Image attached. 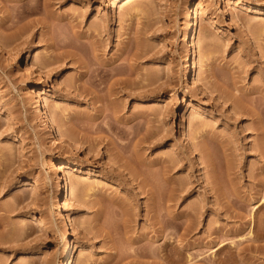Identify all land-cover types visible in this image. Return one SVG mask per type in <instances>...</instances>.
<instances>
[{"label": "rangeland", "instance_id": "374dc122", "mask_svg": "<svg viewBox=\"0 0 264 264\" xmlns=\"http://www.w3.org/2000/svg\"><path fill=\"white\" fill-rule=\"evenodd\" d=\"M19 1L0 0V264H264V0L52 1L24 49Z\"/></svg>", "mask_w": 264, "mask_h": 264}, {"label": "bare ground", "instance_id": "6f19581e", "mask_svg": "<svg viewBox=\"0 0 264 264\" xmlns=\"http://www.w3.org/2000/svg\"><path fill=\"white\" fill-rule=\"evenodd\" d=\"M52 1H56L58 3H63L66 0H20L14 7L10 8L8 11L9 17H8V23H11L12 25H16L19 23H23L26 22V24H24L23 27H21V30L19 29V32L14 36L16 37L18 40H22V44L18 45L19 47H21V49H24L25 46H29L31 44L30 38L32 37V33L31 31L33 30L34 26H38V24H42L43 27L45 26H51L50 23H47L46 21H40V19H34L33 17L41 12L44 13H49L51 10V6ZM201 5H197L196 9L192 11V13H198L201 10ZM52 14V13H51ZM194 18V17H193ZM58 19V18H57ZM11 25V26H12ZM190 26H195V21L194 19L191 18V23ZM191 27V28H192ZM34 32V31H33ZM31 33V34H30ZM30 34V35H29ZM192 37H197V32L195 30L191 31L190 36H188V40L190 41ZM191 57L188 59V63H191ZM96 65V62H95ZM94 66V65H92ZM98 65L95 66V68L93 69L92 72V76L94 79V83L98 82L100 80V82L102 83V80L105 78H109L107 73L105 71H102L99 67H97ZM102 67V66H101ZM90 68V67H89ZM93 68V67H92ZM187 72L186 74L192 75L193 74V70L195 68L192 67V65L190 64L189 67L187 68ZM92 70V69H91ZM104 70V69H103ZM90 71V70H88ZM90 74V72H89ZM112 75V74H111ZM186 75V76H187ZM191 77V76H190ZM92 79V78H91ZM92 79V80H93ZM104 82V81H103ZM256 110V109H255ZM262 110V107H261ZM264 111V110H263ZM242 113V111H241ZM262 111H255L254 116H256V120L259 121L258 125L260 126V133H262L264 131V127H263V120H262ZM257 125V126H258ZM46 126H48L49 128H51L53 131H56V133L58 134V136L60 137V141L61 142H66L65 141V136L60 132L57 131L54 126L52 125V123L49 121L48 117L46 118ZM263 130V131H262ZM262 131V132H261ZM264 133V132H263ZM262 133V134H263ZM206 157V156H205ZM210 157V156H209ZM207 158V157H206ZM70 169L69 166L67 164H59L56 165V167H54L53 172L56 173H61L62 171H66ZM62 184L60 186V195H61V201L63 202V204H67L70 201V187H69V182H68V178L66 177V175L64 174V176L62 175L61 179ZM149 184V183H148ZM128 208V207H127ZM127 210V209H126ZM130 210V209H129ZM125 212V211H124ZM126 215H129L128 217L131 216V213L129 214V212L126 211L125 213ZM161 217V216H160ZM58 219H61L62 221L64 220V216L62 214L58 215ZM131 219V218H129ZM65 221V220H64ZM128 221V220H127ZM131 221V220H130ZM162 223V222H161ZM67 224V223H66ZM67 233L66 235H64V241L68 240L70 237L68 236L71 232V228L70 225H67ZM161 234V233H160ZM70 252V248L68 247L67 244H65L64 248L61 250L60 252V257L62 259L63 262H66L69 259V253ZM160 252V250H159ZM159 254V253H158ZM161 255V254H160ZM159 255V256H160Z\"/></svg>", "mask_w": 264, "mask_h": 264}]
</instances>
